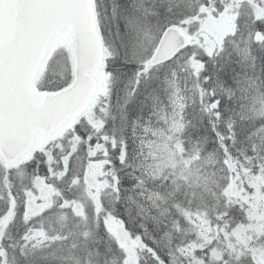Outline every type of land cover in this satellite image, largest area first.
Instances as JSON below:
<instances>
[{"label": "snow or ice", "instance_id": "snow-or-ice-1", "mask_svg": "<svg viewBox=\"0 0 264 264\" xmlns=\"http://www.w3.org/2000/svg\"><path fill=\"white\" fill-rule=\"evenodd\" d=\"M254 3L264 9V0ZM209 12L216 18L231 14L235 24L211 47L200 27ZM57 44L75 58L65 83L52 89L30 71ZM185 72L191 83L185 80L184 87L194 90L193 104L207 120L204 143L195 140L181 167L207 151L209 158L222 157L227 185L239 173L231 171L230 159L250 155L251 176L264 175V151L257 155L252 143L264 129V116L251 115L255 108L264 111V15L253 11L252 0H199L191 11L185 0H0V264H264V201L258 202L256 186L242 173L236 181L240 199H225L215 209L216 239L201 243L193 233L190 241L163 242L170 229L180 231L181 216L172 209L180 207L175 197L181 184L173 180L174 190H162L165 179L160 190L150 188L141 162L163 147V134L154 135L148 126L160 109L176 107ZM92 80L100 83L93 92L98 103L89 101L91 111L73 109V115L69 109ZM49 133L56 138L44 143ZM240 143L248 144L243 156L236 149ZM93 169L109 198L93 196L91 216L78 213L75 230L38 228L34 221L76 203L66 191H96ZM16 173L23 178L19 187ZM180 178L187 174L182 171ZM42 185L56 197L46 196ZM145 193L143 203L133 200ZM129 202L140 209L136 217L125 206ZM32 208L40 210L39 217L30 216ZM166 214L170 219H158ZM113 222L121 232L113 231ZM241 228L247 237L239 242ZM217 240L227 241L224 250Z\"/></svg>", "mask_w": 264, "mask_h": 264}, {"label": "rangeland", "instance_id": "rangeland-1", "mask_svg": "<svg viewBox=\"0 0 264 264\" xmlns=\"http://www.w3.org/2000/svg\"><path fill=\"white\" fill-rule=\"evenodd\" d=\"M249 8L248 4H245L244 9L242 11H247ZM252 9L259 15H264V9L259 8L255 5L254 0H252ZM202 35L207 34L211 39H205L210 46H217L219 40L223 38V36L230 34L235 30L234 17L229 14L225 15L221 18H216L211 15V12L203 20V25L201 27ZM62 54L65 51H61ZM61 74V73H59ZM102 77V74H101ZM61 84V83H59ZM251 113H260L264 115V111H261L260 108H255L251 111ZM264 131V129L262 130ZM163 134L164 139L162 141L163 147L160 148V151H156L153 149L151 154V159L145 158L141 163L143 164V168L141 171L143 174H149L155 176L166 175L169 176L173 174L172 180L180 177L181 172H185L187 174V180L191 179L194 181H198L202 184L203 189L207 195V197H211L213 199V203L216 205L221 198L233 199L240 198V194L242 188L240 185L236 183L239 179V173L244 175L245 180H247L250 185L256 186V195L258 197V202L264 201V194L260 193V188L264 187V179L262 175L251 176L250 171L241 167L234 166L229 161V166L232 172H236L239 168V173L236 177H230L228 184L224 183V170L223 167L219 163V159L217 157H198L197 160L189 163H184L183 167H181V157L188 156L192 153L187 152L182 147L181 138L176 131V125L170 123L167 128L157 129L153 132L154 135ZM171 143L172 147L168 148L167 145ZM148 150L150 145H146ZM159 147V145H158ZM190 169V172H189ZM90 179L92 182V186L96 189L95 192L90 191L92 196H96L99 198V195H103L104 198H109V194L105 191L104 186L101 183H98L95 180V169L90 174ZM84 188V186H81ZM43 193L48 196L50 199H54V189L49 188L47 186H41ZM144 195H148L145 193ZM1 205V202H0ZM78 213H81L83 210V204L81 200H76V203L71 207ZM209 210H211L210 206L206 204L205 208H195L194 211H188L187 216L189 221L196 227V239L205 243L210 239L217 238V228L213 222V219L209 215ZM40 212L38 208H32L29 211V214ZM5 221L0 220V224H3ZM259 230V228H258ZM238 241L242 242L247 237V232L244 228H241L237 233ZM193 239V237H192ZM227 241H219L218 250H224V244ZM170 244V243H169Z\"/></svg>", "mask_w": 264, "mask_h": 264}, {"label": "trees", "instance_id": "trees-1", "mask_svg": "<svg viewBox=\"0 0 264 264\" xmlns=\"http://www.w3.org/2000/svg\"><path fill=\"white\" fill-rule=\"evenodd\" d=\"M61 73V74H59ZM54 76H58L60 78H65L66 75H62V71L58 69L57 66H55L52 69V77ZM67 78V77H66ZM162 79V78H161ZM162 94V93H161ZM113 104L115 105L116 103V94H113ZM198 105L194 107L192 106L191 110H190V121H191V125H190V129H189V143L192 146H195V140L197 138L200 139V143L203 144L204 143V135L206 132V117H202V114L200 112L197 111ZM144 113L147 114V111H149L148 107H145L143 109ZM254 120H258L260 118H253ZM144 135V133H140L138 132V136ZM252 143L255 144V146L259 149V151L257 152V155H260L262 151H264V136H258L255 135L252 138ZM135 147H138V145L134 146V151H135ZM248 148V144L245 143H240L236 145V149L240 150V154L241 156L244 155V150ZM205 151H203L204 153ZM233 162L238 164V166H241L243 168H245V165H248L247 169L248 171H250L251 165H252V159L249 155V157H245L243 161L239 160V159H233ZM145 175V179L148 182V186L152 189H159L160 184H163L165 179H167V184L165 185V189L162 190H174V185L172 184V179L171 178H166L164 175L161 176H152L149 174H144ZM263 179H264V175ZM127 178V177H125ZM13 180L16 183V185L19 187V185L22 183L23 178L21 177V175L19 173H16L13 176ZM153 181H155L156 183H153ZM177 183L181 184V188L179 190L180 194L178 196L175 197V200H177L179 202L180 207L179 208H175L173 207L172 211L173 214L179 213V215L181 216V220H180V231H174L172 229L169 230V235L167 237L164 238V243L165 246L169 243H171L174 240H184L189 238V235H192L194 232V226L190 223V221L188 220L187 216H186V212L188 211H194L195 208H205L206 204L210 206L211 210H209V215L211 218H213L215 216V209L218 205H221L225 199H227V197L223 200H221L218 205H215L213 203V199L211 197H207L204 189L199 186V185H194L192 182L190 181H186L183 179H177L176 180ZM130 186V185H129ZM183 189V190H182ZM0 191H2V189H0ZM183 194V195H182ZM75 197L76 200H81L83 201L84 205H85V211L87 212V214L89 216H91L92 213V207H91V201L88 198H84V197H80L77 196L76 194H72L71 198ZM184 197V198H183ZM178 198H181L180 200ZM187 198V199H186ZM22 199V198H21ZM148 199V195H133V200L139 201L141 203H143L144 201H146ZM173 198H169V202L171 203ZM3 202V206L5 205V200L4 199H0ZM228 200V199H227ZM238 200V199H237ZM237 200L232 199L231 201L235 202ZM150 203V201H149ZM159 203V202H158ZM126 207L131 209V213L133 217H136L138 215V213L140 212V209L137 207V204L135 203H131L129 202L128 204L125 205ZM167 205H163L161 204V209L166 207ZM40 213H37L33 216H37L39 217ZM145 215H147L145 213ZM63 216L64 219L61 220L59 217ZM165 218L170 219V217H159L158 219L163 221ZM79 219H82V217L78 216L76 213L74 214V212L70 209V208H66L61 210L56 216H52V217H47V218H41L38 219L36 221H34V224L38 227L43 229L44 232L46 233H51V232H59V227H69L71 222L73 223V225L75 226L78 222ZM17 226H19V218L17 217ZM82 227V225H81ZM12 236H16V228H13L11 230L10 233Z\"/></svg>", "mask_w": 264, "mask_h": 264}, {"label": "water", "instance_id": "water-1", "mask_svg": "<svg viewBox=\"0 0 264 264\" xmlns=\"http://www.w3.org/2000/svg\"><path fill=\"white\" fill-rule=\"evenodd\" d=\"M174 46L175 45H174V42H173L172 44L169 45V48H174ZM44 56L45 55L43 53H41L40 57L36 58L35 63H33L31 65V71L30 72H32V71L35 72L37 70V68L40 65V62H41L42 58H44ZM95 87H96V84H95L94 80L90 81L89 86L87 87V89L82 90L79 93V95L77 96L76 99H80L81 98L84 101V103L87 104L89 102L94 90H95ZM121 231H122V229L120 230V232Z\"/></svg>", "mask_w": 264, "mask_h": 264}, {"label": "bare ground", "instance_id": "bare-ground-1", "mask_svg": "<svg viewBox=\"0 0 264 264\" xmlns=\"http://www.w3.org/2000/svg\"><path fill=\"white\" fill-rule=\"evenodd\" d=\"M183 190V189H182ZM183 195V194H182ZM177 198V197H176ZM184 198V197H183ZM179 200L181 199V198H178ZM187 199V198H186Z\"/></svg>", "mask_w": 264, "mask_h": 264}]
</instances>
